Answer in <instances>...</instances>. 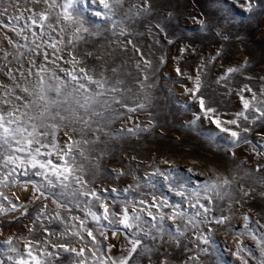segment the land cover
<instances>
[{"label":"rangeland","instance_id":"rangeland-1","mask_svg":"<svg viewBox=\"0 0 264 264\" xmlns=\"http://www.w3.org/2000/svg\"><path fill=\"white\" fill-rule=\"evenodd\" d=\"M256 3L257 7L248 12L245 0H150L151 8L144 12L143 0H124L122 7L116 6L112 20L93 15L105 11L98 0L97 3L78 5L82 11L87 8L84 12L86 26L93 33H99L85 34V39L73 49L83 61L80 67L91 68L96 73L103 71L113 78L110 69L117 67L119 72L116 75L124 81L121 87L130 89L125 93L124 102L129 107L145 104V108H138L135 112L114 105L123 115L111 122V135L104 137L105 142L88 146L89 159L83 161L85 180L91 181L89 187L100 194L110 211L120 213L125 201L137 209L145 208V212L138 213L143 232L136 238L142 239L143 245L152 251L141 254L138 250L129 264H259L260 250L244 229L243 216L247 215L252 221L250 227L256 229L258 238L264 235V228L260 227L264 224V122L256 120L252 123L257 113L250 110L245 113L249 121L243 118L238 121L242 128H250L249 132L236 129L234 125H224L241 131V135L250 141L234 145L227 133L220 132L210 119L204 118L198 100L186 91L195 88L198 78L200 89L197 96L204 98L206 107L215 109L212 115L218 116L222 122L236 119L243 111L241 95L251 100V93L241 91L245 85L257 94L259 100H264L261 96L264 92V0H256ZM4 6H8L7 2ZM45 7L43 3L21 0L19 10L8 7V13L0 16V24L30 25L27 17L31 13L26 9L40 12ZM58 11L53 10V16ZM21 13L23 18L19 22L14 20ZM113 21L116 22L115 28L112 27ZM200 21L204 22L203 28ZM121 28L126 30L124 35L120 34ZM32 32L41 37L37 41L41 47L34 52L20 49L25 53V68L32 67L29 63L32 60L36 66L45 65L61 78L69 79L61 69L73 70V65L66 62L71 60L68 55L71 46L58 45L62 49L59 53L46 47L44 41L52 42L49 35L53 40L60 39L47 27L43 32L48 35H41L39 26H31L25 32L29 37L27 42L8 27H0V66L6 63L3 60L5 52L17 51L8 40L15 44L30 43L34 39ZM129 40L131 44L127 43ZM135 48L140 52L137 53ZM45 51L50 60H56V55L64 59L56 60L54 64L46 63ZM218 51L219 56L216 55ZM88 52L93 55L88 56ZM98 55L103 59H96ZM141 55L143 60L150 62L148 66L143 63ZM8 60L12 61L9 67H18L12 56ZM245 61L247 66L241 68ZM229 68H241V71L228 74ZM0 83L12 85L13 82L0 72ZM258 106L264 108V104ZM196 115L201 118L193 129L190 122ZM129 128L135 132H128ZM51 139L49 136L48 140ZM66 140L63 132L57 133L59 145ZM49 158L60 162L55 156L41 157ZM35 171L29 169L28 174L23 175L22 170L17 169L13 174L15 184L10 180L7 187L0 186V192L8 196V200L0 198V206L6 210L0 214V260L4 264H13L20 256L26 257L25 244L29 240L33 242L34 255L40 256L41 251L52 253L51 256H40L45 264H73L77 259L74 254L52 247L53 244H68L79 249L85 242L91 243L86 232L81 233L84 241L71 235L78 230L72 228L77 223L71 219L73 216L86 221V228L93 230L99 241L98 247L107 256L117 261L127 256L131 247L129 240L134 238L132 232L103 219L97 225L91 216L85 214L91 207L102 216L100 201L91 200L85 205V198L80 197L79 206L73 201L69 204L71 211H68L58 208L51 199H36L35 186L46 182L35 175ZM121 171L124 175L118 176ZM166 176L169 179H165ZM217 177L233 180L228 195L221 199L207 193L213 196L211 203L201 198L200 203L211 209L208 213L199 206L191 207V203H195L192 193L199 191L202 197L205 182ZM113 188L117 189L116 193L112 192ZM43 190L51 191L50 188ZM181 190L184 197L177 194ZM245 192L249 194L244 195ZM154 199L157 204L166 200L169 205H179L187 213L185 220L173 223L165 217L164 232L153 229L151 225L158 223L159 216L156 207L152 206ZM140 200L145 204H139ZM13 204L17 205L15 210ZM148 211L157 215V221L147 215ZM160 211L171 214L172 209L161 206ZM197 211L201 215L194 218L195 228L188 225L185 234L177 236L176 240L167 234L174 232L177 226L184 228L187 219ZM57 213L59 220L55 219ZM38 215L39 220L36 219ZM221 216L229 217L223 226L213 222V218ZM30 228L33 231L30 232ZM50 232L53 235H49ZM144 232H151L156 239L144 237ZM200 235L210 238V247L200 243L197 239ZM10 237L13 241L11 247L17 249L16 252L9 251V245L4 243ZM203 248L209 249L207 255L200 252ZM241 248L245 250L240 251ZM85 254L89 255L87 251ZM197 255L198 261L190 259Z\"/></svg>","mask_w":264,"mask_h":264},{"label":"snow or ice","instance_id":"snow-or-ice-1","mask_svg":"<svg viewBox=\"0 0 264 264\" xmlns=\"http://www.w3.org/2000/svg\"><path fill=\"white\" fill-rule=\"evenodd\" d=\"M7 2L8 6L4 4ZM28 3L45 4L46 7L43 11L35 12L33 9H26L31 13L27 19L31 24H25L22 27L11 24L2 25L0 27H8L10 31L15 32L24 41H29V37L25 34L31 26H39L42 30L41 35H48L43 32L45 27L51 29L52 32L57 33L60 36L59 40H53L49 35V40L44 41L46 47L54 50V53L62 51L58 45H64L68 48V55L71 57L70 61H66L73 65L72 71L61 69L65 72V76L69 79L61 78L55 71L48 69L45 65L36 66L35 61L30 60L32 67L25 68L23 63L24 52L20 49L27 48L29 51L34 52L41 47L40 43H37L41 39L35 32H32V39L30 43L15 44L11 39L8 40L10 45H14L17 49L15 53L5 52L3 60L6 61L0 66V72H3L12 80V85H6L0 83V169H8V171H0V186L7 187L10 180L15 184L14 173L17 169H21L23 175L28 174L29 169L36 170L35 175L40 176L46 183H41L35 186V191L38 193L35 196L36 199L43 197L44 199H51L58 208H64L71 211L69 204L73 201L79 206L80 197H84L83 203L89 205L91 200L100 201V207L103 209V214L98 215L92 211L91 207L87 208L86 215L91 216L92 220L99 225L101 219L108 221L109 224H120L124 229L132 232L134 238L129 240L131 247L127 250V256L123 257L119 261L107 256L104 251L101 250L99 241L92 229L86 228V221L80 217L73 216L71 219L76 221V224L72 225V228H78V230L71 233L72 236L77 237L79 240L84 241L85 237L82 232H86L91 243L85 242L79 249L68 244H53V248L63 249L65 252H70L75 255L77 259L73 261V264H129L130 260H133L134 254L138 250L141 254L149 253L152 251L143 245V240L139 237L143 229L141 228V216L138 213L145 212V208L135 207L129 205L125 201L124 207L120 213L110 211L107 204H105L98 192L94 188H90L91 181L85 180L86 168L83 161L89 159V145L105 142L104 137L111 135L109 131V125L111 122L119 118L121 113L114 105H119L120 108L126 109L127 112H135L138 108H145L144 103H138L135 107H129L124 101L126 99L125 93L130 89L122 88L121 85L124 81L116 75L119 72L117 67H112L110 71L114 74L115 78L108 77L105 72L101 71L96 73L91 68L80 67L83 63L82 59L74 54L73 49L76 45L85 39V34L99 35V33H93L87 25V21L84 18V11L81 10L78 5L84 6L89 3H97V0H27ZM21 0H0V16L8 13V7L19 10ZM98 3L103 6L104 12L99 11L93 13L97 17H104L112 20L116 6H123L124 0H98ZM143 11L148 12L151 8L150 0H143ZM245 7L248 12H252L257 7L256 0H245ZM59 9L53 16V10ZM38 17V18H37ZM23 18V14L16 15L14 20L19 22ZM202 28L205 26L203 21H200ZM112 27H116V22L113 21ZM126 30L120 29V34L124 35ZM115 34V33H113ZM65 36L68 37L65 40ZM127 43L131 44V40ZM34 45L35 47H31ZM135 47V46H134ZM137 53L140 52L139 48H135ZM183 51V50H182ZM221 53H216L219 56ZM44 60L46 63H55L56 60L64 59L62 56L56 55V60H50L48 52H44ZM88 56H92L93 53L88 52ZM12 56L16 61L18 67H9L12 61L8 60V57ZM98 60H102L103 56L98 55L95 57ZM143 60V56L141 55ZM145 66L150 64L149 61L143 60ZM58 66V65H57ZM139 67V65H137ZM247 66V61L241 68ZM33 68L36 70L33 71ZM78 68V71H77ZM241 68H229L228 74L241 71ZM6 69V71H5ZM179 69L177 72L179 73ZM225 79L226 77H221ZM144 79H147L145 77ZM200 89V82L197 78L194 89H186L191 92L194 99L198 100L200 110L203 113L205 119H210L216 128L222 133H227L232 138L234 145L238 143H249L246 137L241 135V131L234 130L231 127H225L224 125H234L236 129H241L242 126L238 122L240 118L245 121H249V116L246 115L248 111H255L257 116L252 119V123L256 120L264 122V108L258 106V104H264V100H259L257 94L247 85L241 90L251 93V100L246 99L243 95L240 99L243 101V111L237 114V118L233 120L221 121L218 116L212 115L215 113V109L206 107L205 100L202 96H197ZM22 93V95L18 94ZM261 96H264V92H261ZM19 102V103H17ZM200 115L195 116V120L190 122V126L195 129L196 121L200 120ZM128 132L134 133V129H127ZM242 131L247 133L250 128L243 127ZM58 132H63L67 137V140L63 145H59L56 142V135ZM51 136L52 139L48 140ZM55 156L59 163L54 162L52 159H41V157ZM189 172L192 170L189 169ZM257 171H260L257 168ZM119 175L124 173L118 172ZM53 177L55 179H53ZM169 179V177H165ZM233 180L224 177L221 179L217 177L215 180L209 179L203 186L202 197L199 191L193 192L195 197V203H191V207L196 208L199 206L203 209L204 213L211 211L210 208L200 203L201 198L208 200L210 203L214 197L223 198L228 195ZM183 188V184L180 185ZM50 188L51 191H44L43 189ZM125 192L128 189L124 190ZM113 193L117 192L116 188L112 189ZM207 193H213V196L207 195ZM178 195L184 197V191H178ZM245 192L244 195H248ZM0 198L8 200V196L5 193L0 192ZM240 203V201H237ZM139 204L144 205L145 201L140 200ZM153 207H156L158 216V223L151 225L153 229L158 232H164L165 217L168 220L176 223L177 221L183 222L187 216V213L180 209L179 205H169L166 200L161 201L159 204L153 200ZM161 206L170 207L172 209L171 214L163 213L160 211ZM44 207H47L46 205ZM17 205L13 204L12 209L15 210ZM131 208V211H130ZM6 210L0 206V214H4ZM147 215L151 217L153 221H157V215L151 211L147 212ZM201 212L197 211L193 217L187 219V224L184 228L177 226L173 231H169L167 234L176 240L177 236H183L187 231V226L192 225L196 227L194 218L200 216ZM118 217L117 219H109V217ZM37 220L40 219L38 215ZM55 219H61L59 213L56 214ZM207 219V217H205ZM229 220V217L221 216L213 218V222L218 225H225ZM244 229L248 232L251 239L255 241L257 248L260 250L259 264H264V235L259 238L255 234L256 229L250 227L252 221H250L247 215L243 216ZM64 221L61 220V223ZM203 223L204 221H200ZM259 224V221L255 222ZM264 228V224L260 225ZM33 231V229H29ZM211 231V230H210ZM53 235V233H48ZM63 235V234H62ZM103 235V232H101ZM144 237L151 236L152 239H156V236L151 232H144ZM200 243L204 245L212 244V241L208 236H197ZM9 245V251L16 252L12 246V238L4 241ZM38 247V245H37ZM27 249L26 257L20 256L17 260L13 261V264H45L40 259V256H51L50 252H40V256L33 253V242L29 240L25 244ZM110 250V249H109ZM245 249L241 248L240 251ZM89 253L86 255L85 253ZM202 254L207 255L208 248L200 249ZM192 260H199V255L191 257ZM0 264H4L3 260H0ZM246 264V262H245Z\"/></svg>","mask_w":264,"mask_h":264},{"label":"bare ground","instance_id":"bare-ground-1","mask_svg":"<svg viewBox=\"0 0 264 264\" xmlns=\"http://www.w3.org/2000/svg\"><path fill=\"white\" fill-rule=\"evenodd\" d=\"M25 193H26V190L24 191V194H25ZM113 236H114V238H115V237H116V233H114V235H113Z\"/></svg>","mask_w":264,"mask_h":264}]
</instances>
